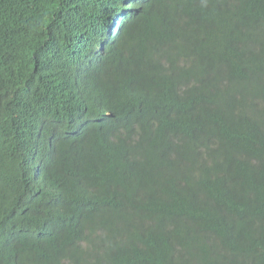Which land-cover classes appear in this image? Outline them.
Masks as SVG:
<instances>
[{"label": "trees", "instance_id": "1", "mask_svg": "<svg viewBox=\"0 0 264 264\" xmlns=\"http://www.w3.org/2000/svg\"><path fill=\"white\" fill-rule=\"evenodd\" d=\"M256 38L264 0H0V264H264Z\"/></svg>", "mask_w": 264, "mask_h": 264}, {"label": "clouds", "instance_id": "2", "mask_svg": "<svg viewBox=\"0 0 264 264\" xmlns=\"http://www.w3.org/2000/svg\"><path fill=\"white\" fill-rule=\"evenodd\" d=\"M204 0H169V5L172 7H187L190 2H194L195 4H201ZM102 5H105L102 1L99 2ZM135 12L134 8H127L123 11L109 14L108 21L112 24V35L107 37L104 41L100 42L95 51V59L93 63L99 64L100 59L99 55L103 53L106 49V45L108 41L112 38H117L120 34V31L124 28L125 24L129 19V15ZM22 27V26H20ZM261 30V29H260ZM248 49L252 50L255 53L257 58V70L255 72V83L257 88H264V46L261 45L260 41L256 38L251 45H249ZM122 61L121 63H123ZM113 63L117 65V62L114 60ZM109 114H107L108 116Z\"/></svg>", "mask_w": 264, "mask_h": 264}]
</instances>
